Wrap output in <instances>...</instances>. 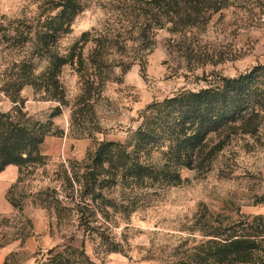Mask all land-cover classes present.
<instances>
[{
  "label": "rangeland",
  "instance_id": "1",
  "mask_svg": "<svg viewBox=\"0 0 264 264\" xmlns=\"http://www.w3.org/2000/svg\"><path fill=\"white\" fill-rule=\"evenodd\" d=\"M42 3L0 0V27L6 29L1 35L9 32L15 39L0 42V80L16 73L12 63L25 58V51L16 44L20 34L15 30L23 31L30 24L36 27ZM133 3L87 0L72 32L61 37L63 53L84 32L119 42L111 57L116 61L112 79L92 102L97 121L94 128L99 132L93 138L84 130L81 137L71 132L72 106L82 84L67 65L61 80L69 106L54 119L64 135L46 138L42 145L46 166L27 174L12 190L17 207L7 196L17 183L19 168L11 165L0 174V264H43L56 247L55 254L71 258L84 259L80 255L84 252L94 264H183L212 239V233L226 235L240 223L252 225L257 217H264V119L256 135L233 136L209 167L183 169L181 185L136 191L120 185L105 189L104 196L114 207L99 210L92 202L84 206V213L93 221L88 227L80 223L70 201H63L61 218L53 208L57 204L47 209L48 200H42L39 193L56 189L62 194L60 199L64 198L63 168L69 175L78 172L75 164L86 162L98 142H126L141 123V113L154 101L197 91L217 77H236L264 65V0H230V5L212 15L209 22L158 29L145 50H139L140 21L132 10ZM93 47V43L85 47V57ZM47 66L48 62L42 61L37 73ZM21 95L25 99L23 110L33 120L47 121L57 107L53 101L40 100L30 86ZM13 108L14 104L0 94V112L11 113ZM218 141L214 137L212 144Z\"/></svg>",
  "mask_w": 264,
  "mask_h": 264
},
{
  "label": "trees",
  "instance_id": "2",
  "mask_svg": "<svg viewBox=\"0 0 264 264\" xmlns=\"http://www.w3.org/2000/svg\"><path fill=\"white\" fill-rule=\"evenodd\" d=\"M133 1L132 10L140 21L139 50L151 46L158 29L197 26L209 22L212 15L230 5V0ZM86 7L87 0H43L38 25H25V31L15 30L20 34L16 44L19 43L18 48L26 56L12 63L16 73L0 80V94L14 104L13 112H0V174L11 165L19 168L17 183L7 196L14 207L17 203L11 198L12 190L27 174L47 164V157L42 153L46 138L64 135V130L55 126L54 119L69 106L61 80L67 65L75 70L82 84L81 94L72 106L71 132L81 137L85 131L92 138L99 132V128H94L97 121L92 102L112 79L116 61H111V57L119 42L84 32L67 53L59 45L61 37L72 32L75 20ZM2 31L6 29L0 27V42L15 41L9 32L1 35ZM89 43L94 47L85 57L84 49ZM44 60L48 66L37 73ZM27 86L34 89L40 100L57 103L47 121L33 120L24 112L25 99L21 93ZM140 118L141 123L126 142H98L86 162L74 163L80 168L78 172L69 175L63 168L64 198L60 199L62 194L56 189L49 193L47 188L39 193L42 200H48L47 209L57 204L53 208L61 218L65 210L63 201H70L80 223L88 227L93 221L84 213V206L92 202L99 210L114 207L105 198V189L118 185L133 191L156 185L177 186L184 182L183 169L209 167L233 136H254L259 132L264 119V65L258 64L236 77H217L197 91H182L154 101ZM214 137L219 141L212 144ZM57 250V247L51 249V257L43 264H94L84 252L80 255L85 258L77 259L55 254ZM183 264H264V217H257L252 225L240 223L226 235L212 233V239L204 242Z\"/></svg>",
  "mask_w": 264,
  "mask_h": 264
}]
</instances>
